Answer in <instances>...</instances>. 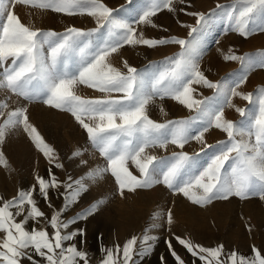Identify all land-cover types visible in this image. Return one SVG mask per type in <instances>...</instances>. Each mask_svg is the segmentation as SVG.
Listing matches in <instances>:
<instances>
[{
  "label": "rangeland",
  "instance_id": "obj_1",
  "mask_svg": "<svg viewBox=\"0 0 264 264\" xmlns=\"http://www.w3.org/2000/svg\"><path fill=\"white\" fill-rule=\"evenodd\" d=\"M39 229L264 264V0H0V264Z\"/></svg>",
  "mask_w": 264,
  "mask_h": 264
},
{
  "label": "crops",
  "instance_id": "obj_2",
  "mask_svg": "<svg viewBox=\"0 0 264 264\" xmlns=\"http://www.w3.org/2000/svg\"><path fill=\"white\" fill-rule=\"evenodd\" d=\"M37 235V250L25 251L30 258L36 260L35 264H115L116 259L120 257L116 246H108L104 251L98 246L86 245V240L81 236L78 237V241H73L72 244L71 242L63 243L66 245L60 248L56 255L53 250L61 242L58 231L53 230L48 234L45 230L39 229ZM161 254L159 251L148 250V247H145L135 264H171L170 262L162 263ZM166 257H168V253H166ZM202 259L201 255L198 260L188 257L186 264H205Z\"/></svg>",
  "mask_w": 264,
  "mask_h": 264
}]
</instances>
